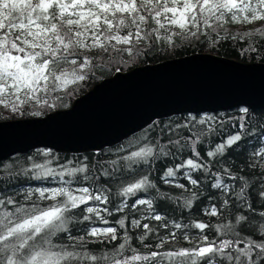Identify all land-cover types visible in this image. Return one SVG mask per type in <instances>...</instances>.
<instances>
[{
	"label": "snow or ice",
	"instance_id": "6c2138e0",
	"mask_svg": "<svg viewBox=\"0 0 264 264\" xmlns=\"http://www.w3.org/2000/svg\"><path fill=\"white\" fill-rule=\"evenodd\" d=\"M258 22L264 0H0V116L66 108L64 98L97 71L134 63L157 45L174 50L202 36L213 47L248 43L264 28L239 36L226 28ZM206 142V151L197 148ZM185 149L188 158L154 182L153 165ZM55 159L53 167L51 149H38L24 161H0V264H264V112L243 102L231 115L189 111L153 121L114 151ZM178 173L186 183L175 182ZM20 177L54 186L13 191ZM113 193L120 201L109 209ZM201 197L209 201L203 215L215 222L162 214L169 201L192 210Z\"/></svg>",
	"mask_w": 264,
	"mask_h": 264
},
{
	"label": "water",
	"instance_id": "95a60500",
	"mask_svg": "<svg viewBox=\"0 0 264 264\" xmlns=\"http://www.w3.org/2000/svg\"><path fill=\"white\" fill-rule=\"evenodd\" d=\"M242 102L250 110L264 109L263 61H239L194 51L146 62L119 73L114 70L74 97L66 108L48 111L41 117L0 120V160L35 148L60 153L97 151L121 142L153 121L189 111H230ZM107 110L110 113L106 118H96ZM53 123L60 126L57 133L62 135H83L82 130L89 134L81 141L66 142L55 135ZM106 125H111V136L94 141V133ZM35 127H41L42 134H16ZM26 141L30 143L24 145Z\"/></svg>",
	"mask_w": 264,
	"mask_h": 264
},
{
	"label": "trees",
	"instance_id": "16d2710c",
	"mask_svg": "<svg viewBox=\"0 0 264 264\" xmlns=\"http://www.w3.org/2000/svg\"><path fill=\"white\" fill-rule=\"evenodd\" d=\"M256 28H264V22H261V24L255 28H242L241 26H232V25H228L226 30L229 34L232 35H242L243 31L247 30V31H254ZM225 33L222 31L221 35H224ZM212 35H215L214 33ZM264 39V37H253V38H249L248 39V43H245L243 40H239V41H232L230 39H227L226 41H221L220 43L216 44L215 47L211 46V42L210 39L205 38V37H201L199 41L197 40H192V41H184V40H179L178 41V47H176L174 50H163L166 48V45H157L156 47L161 49L159 51H157L156 49H153L151 52H148L147 55L145 56H141L139 58H137V60L134 63H130L128 65H114L110 70L108 68H105L102 71H97L96 75L94 78L90 79L84 86H82L76 93L75 95L71 96V97H65L63 103L69 105L71 100L75 97L78 96L80 94H82V92H85L86 90H88L89 88H91L97 81H99L101 78L109 76L114 70L115 67L120 66L121 70L124 69H128L132 66L135 65H139V64H143L146 62H156L162 59H167V58H171V57H177V56H181L184 54H188L194 51H198V52H210V53H214L217 55H222V56H226V57H232L236 60H240V61H263L264 62V46H261V40ZM249 44H253L257 47V51L255 53L252 52H248V53H242L241 49L242 48H247L249 46ZM57 108H65L63 106H59ZM53 109H46L43 110V114L41 116H43L44 114H46L48 111H51ZM31 111V109H28L25 111L24 115H20V114H16V115H10L7 112H3L2 116H0V120L3 119H13V118H34L35 116H31L28 114V112ZM237 111V109L234 110H230V111H224L225 113L228 114H233ZM264 112V109H256L255 113H261ZM216 114H219L221 112H215ZM186 114H181V115H172L169 116L167 118H163L160 120H157L160 123H164L166 124L169 120H176L179 119L181 116H184ZM39 116V117H41ZM145 129V128H144ZM143 130L139 131L138 133L134 134L135 136H139L143 133ZM229 131H234V129H232L230 126L227 127L225 129V135L229 132ZM132 135V136H134ZM132 136H130L129 138H131ZM127 138L126 140L112 146V147H108L105 149H102L101 152H106L108 149H112L113 151L119 147L121 144H124L128 141ZM210 144L209 143H205L204 145L200 146L198 145L197 148H203L205 151L209 148ZM38 149H42V148H35L33 150H30L28 153L26 154H18L16 156H12L7 158L5 161H3V163H9L13 160L16 159H20L21 161L26 160L27 157L32 156ZM52 151V150H51ZM248 151L250 152L251 149L249 148ZM190 152V149H185L184 154H182L181 156L177 157V158H173V157H162L160 158L154 165V172H153V180L154 182L156 181V177L161 176L163 174V171L166 170L167 167H173L176 163H180L182 162V160L187 159L188 158V153ZM53 163L52 166L55 167L57 164V160L55 159V157H59V162L63 163L66 160L69 159H73L74 157H83V156H93L95 154V152H89V153H82V154H76V155H72V154H60V153H55L53 152ZM44 158L40 157L38 158V162H43ZM235 163L239 164V159H237L235 161ZM219 167V166H218ZM2 173H0V178H2ZM194 177L199 175L198 173H194L193 174ZM25 177H20V183L16 184L13 187V191L18 190L19 188L23 187V188H27V187H37V186H46V185H53V183L48 180V181H35V180H30L28 181V183H23V181L25 180ZM201 179H203V177L201 176ZM175 182H184L186 183V181L183 180L182 176L180 173L177 174L176 180ZM227 182V181H226ZM162 189L164 190H168L172 193L173 196H176L179 194L180 190L179 189H175V188H169L168 185H163L161 184ZM209 191L211 192H217V190L215 189H210ZM186 195H189L188 193H186ZM207 195V192H205V196ZM217 195H219V193H217ZM221 199H223V197H221ZM201 200L203 201L202 203H195L194 204V208L192 210H181L179 207H177L174 203V201H169L167 203V205L165 206L162 214H165L168 218L169 221H177V222H182V223H190L192 220L195 219H203L205 222H208L209 220H212L213 222H215V218H210L207 216L203 215V209L209 204V201L207 199H205L204 197H201ZM111 203L106 205V207H108L109 209H113L115 205H117L120 201V198L115 196V193H113V196L111 197ZM212 203H216L217 201L215 199H213L211 201ZM100 207H105V205H99ZM124 214H116L115 215V219L121 218ZM139 215V214H137ZM110 222L114 223V218L113 217H107ZM129 218H130V214H129ZM128 223V220H126V224ZM153 225H155L157 222L152 221L151 222ZM97 226H104L101 224H98ZM122 231V230H121ZM140 230H135L132 229L131 232L132 233H136L138 234ZM164 230L161 229V232H163ZM197 230L193 229L191 230V234H195ZM211 238V237H210ZM138 247L137 245H134Z\"/></svg>",
	"mask_w": 264,
	"mask_h": 264
},
{
	"label": "bare ground",
	"instance_id": "6f19581e",
	"mask_svg": "<svg viewBox=\"0 0 264 264\" xmlns=\"http://www.w3.org/2000/svg\"><path fill=\"white\" fill-rule=\"evenodd\" d=\"M217 55V54H216ZM220 56H222V55H220ZM224 57H226V56H224ZM232 58V57H231ZM234 59V58H233ZM236 60V59H235ZM240 61V60H239ZM90 89V88H89ZM83 93V92H82ZM76 97V96H75ZM103 104V103H102ZM104 108V107H103ZM234 110V109H233ZM218 112H224V111H218ZM110 113V110H107V111H105L104 113H102L101 115H99V116H97L96 118H98V119H100L101 120V118L102 117H104V118H106L107 116H105V115H107V114H109ZM198 114H200V113H198ZM84 115H87V111L86 112H84ZM179 115V114H178ZM111 117V116H110ZM110 117H108L105 121H108L109 119H110ZM167 118V117H166ZM14 119V118H13ZM163 119V118H162ZM160 120V119H159ZM157 121V120H156ZM118 121H116L114 124H116ZM113 124V125H114ZM107 126V125H106ZM109 126H111V125H109ZM109 126H107V127H105L104 129H100L99 131H97V132H95L94 133V135H95V137H94V141H96V140H99V139H103V137H109V136H111V129L109 130ZM60 126H58V124L57 123H53L52 124V126H51V128L53 129V131L54 132H56L55 133V135L56 136H58V138L59 139H61V140H66V142H68V141H75V139H76V141H81L82 139H84L85 137L83 136V135H88L89 133H88V131H83L82 130V133H83V135H81V134H78V133H80V132H66L65 133V135H62V133H57V130H58V128H59ZM117 127V126H116ZM115 127V128H116ZM146 128V127H145ZM43 130V129H42ZM143 130V129H142ZM90 131H92V130H90ZM30 132H35L36 134H42V131H41V127H35V128H30L29 130H27V129H25L23 132H22V130H18L17 132H16V134H21V133H30ZM53 132V133H54ZM44 133V132H43ZM138 133V132H137ZM136 134V133H135ZM35 134H32V136H34ZM132 135H134V134H132ZM132 135H130V136H132ZM79 136V137H78ZM130 136H128V137H126V138H124V139H122L121 140V142L122 141H124V140H126L127 138H129ZM41 138H42V135L40 136ZM28 143H30V141H26V142H23V144L25 145V144H28ZM120 143V142H119ZM118 144V143H117ZM116 145V144H115ZM114 146V145H113ZM112 147V146H111ZM12 148H14V147H11V149ZM106 148V147H105ZM105 148H102V149H105ZM108 148V147H107ZM101 149V150H102ZM8 150V149H7ZM100 150V151H101ZM53 152H55V151H53ZM89 152H96V151H88V152H82V153H89ZM28 153V152H27ZM55 153H60V152H55ZM82 153H60V154H72V155H76V154H82ZM18 154H23V153H19V152H16V153H14V154H11V155H9V156H7V157H5V158H3L2 160H0V161H5L7 158H9V157H12V156H16V155H18ZM26 154V153H25Z\"/></svg>",
	"mask_w": 264,
	"mask_h": 264
},
{
	"label": "rangeland",
	"instance_id": "374dc122",
	"mask_svg": "<svg viewBox=\"0 0 264 264\" xmlns=\"http://www.w3.org/2000/svg\"><path fill=\"white\" fill-rule=\"evenodd\" d=\"M260 24H261V22H258V23L253 24V25H247V26H244L243 28H245V29H248V28H255V27L259 26ZM56 109H58V108H56ZM179 115H181V114H179ZM46 186H54V185H46ZM27 188H28V187H27ZM27 188H25V189H27Z\"/></svg>",
	"mask_w": 264,
	"mask_h": 264
}]
</instances>
